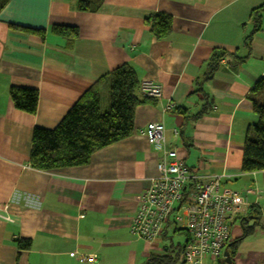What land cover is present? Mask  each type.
I'll list each match as a JSON object with an SVG mask.
<instances>
[{
    "label": "crops",
    "instance_id": "0c3cea01",
    "mask_svg": "<svg viewBox=\"0 0 264 264\" xmlns=\"http://www.w3.org/2000/svg\"><path fill=\"white\" fill-rule=\"evenodd\" d=\"M260 7L264 0H103L96 12L84 13L72 0H10L0 12V264H145L173 256L163 248L189 240L173 219L152 242L130 230L139 196L171 150L189 170L220 176L221 187L246 195L231 243L243 236L240 220L251 207L260 216L258 225L251 217L243 222L255 227L237 244L231 264H264V171L240 172L242 143L257 121L249 96L264 78V10L260 29L246 40ZM156 14L171 19L162 40L147 25ZM9 25L45 35L41 40ZM53 26L74 27L77 36L53 33ZM215 51L236 59H225L230 64L204 81ZM123 65L161 89L159 100L135 109L133 134L95 152L86 166L32 169L33 129H53L96 80ZM12 87L38 91L35 115L13 107ZM168 104L173 110L163 113ZM149 123L164 127L159 145L140 133ZM178 229L185 239L173 243ZM20 240L30 248L19 249ZM225 252L202 264H221Z\"/></svg>",
    "mask_w": 264,
    "mask_h": 264
},
{
    "label": "trees",
    "instance_id": "16d2710c",
    "mask_svg": "<svg viewBox=\"0 0 264 264\" xmlns=\"http://www.w3.org/2000/svg\"><path fill=\"white\" fill-rule=\"evenodd\" d=\"M72 1L76 2L79 12L94 13L103 0ZM9 2L10 0H0V12ZM263 10L264 7L253 10L254 31L247 37V41L260 29L258 14ZM147 25L157 40L164 39L171 31V19L164 15H153L147 20ZM9 28L37 36L41 40L45 35L44 30L16 25H9ZM51 31L67 36L71 40L77 36L76 29L70 26H53ZM225 59L233 61L236 58L232 54L219 51L211 54L204 81L210 80L220 66L227 67L230 64ZM222 60L226 61V65L221 63ZM140 82L135 70L128 65L120 66L96 80L53 129L39 127L33 129L29 166L37 171L83 167L89 163L95 152L132 135L135 109L152 100L140 94ZM9 99L16 110L30 116L35 115L38 104L36 89L12 87L9 89ZM103 99L106 105L104 110H101ZM249 101L257 121L247 129L242 143L240 172L243 174L264 171V116L260 117L264 111V78L256 82ZM204 112L205 110L201 115ZM250 210L251 212L240 220L243 236L226 247L230 261L237 244L251 234L255 227H246L243 222L251 217L253 225H258L260 213L253 207ZM177 231L179 232V229ZM16 244L21 250L30 248V242L27 240L17 241ZM184 247L181 245L175 248L164 247L166 253L173 256L166 257L164 253L165 255L158 257H149L145 264H177ZM229 248H233V251Z\"/></svg>",
    "mask_w": 264,
    "mask_h": 264
},
{
    "label": "built area",
    "instance_id": "2783aa9c",
    "mask_svg": "<svg viewBox=\"0 0 264 264\" xmlns=\"http://www.w3.org/2000/svg\"><path fill=\"white\" fill-rule=\"evenodd\" d=\"M221 63L226 65V61ZM139 89L145 98H161V89L152 80H142ZM172 110L171 104L164 109ZM163 132V125L157 123H149L140 131L149 145H159L163 141ZM163 156L157 165L158 174L138 198L131 233L152 242L173 219V223L182 226L189 235L183 249V264H202L205 257L217 261L231 243V227L243 213L241 207L247 206L246 195L222 188L220 176H200L189 170L173 150L165 151ZM74 257L78 261H93L91 257Z\"/></svg>",
    "mask_w": 264,
    "mask_h": 264
},
{
    "label": "rangeland",
    "instance_id": "374dc122",
    "mask_svg": "<svg viewBox=\"0 0 264 264\" xmlns=\"http://www.w3.org/2000/svg\"><path fill=\"white\" fill-rule=\"evenodd\" d=\"M139 88H140V85H139ZM139 91H140V89H139ZM105 105H106V101L103 99L102 100V102H101V110H104V108H105ZM166 107V106H165ZM165 107H164V109H165ZM164 109H163V113L165 112H171V111H164ZM223 188V187H222ZM227 189V188H226ZM230 190V189H229ZM180 232H176V234H175V236L173 235V234H171V232H170V239H171V241L173 242V243H175L176 241H178V242H182L184 239H185V237H184V235H182V234H179ZM183 264V263H182Z\"/></svg>",
    "mask_w": 264,
    "mask_h": 264
},
{
    "label": "water",
    "instance_id": "95a60500",
    "mask_svg": "<svg viewBox=\"0 0 264 264\" xmlns=\"http://www.w3.org/2000/svg\"><path fill=\"white\" fill-rule=\"evenodd\" d=\"M223 256H224V259H223L221 264H231V261H230V258H229V254L227 252H225L223 254Z\"/></svg>",
    "mask_w": 264,
    "mask_h": 264
},
{
    "label": "bare ground",
    "instance_id": "6f19581e",
    "mask_svg": "<svg viewBox=\"0 0 264 264\" xmlns=\"http://www.w3.org/2000/svg\"><path fill=\"white\" fill-rule=\"evenodd\" d=\"M162 234H163V232H162ZM162 234H161V235H162ZM161 235H160L159 237H161ZM159 237H158V238H159Z\"/></svg>",
    "mask_w": 264,
    "mask_h": 264
}]
</instances>
